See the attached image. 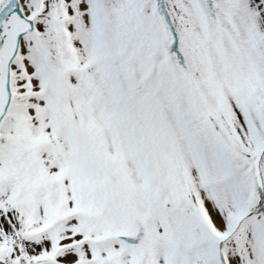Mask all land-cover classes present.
<instances>
[{
  "label": "snow or ice",
  "instance_id": "snow-or-ice-1",
  "mask_svg": "<svg viewBox=\"0 0 264 264\" xmlns=\"http://www.w3.org/2000/svg\"><path fill=\"white\" fill-rule=\"evenodd\" d=\"M0 264H264V0H0Z\"/></svg>",
  "mask_w": 264,
  "mask_h": 264
}]
</instances>
